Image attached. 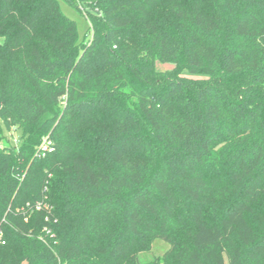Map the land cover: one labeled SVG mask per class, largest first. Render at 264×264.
Here are the masks:
<instances>
[{"label":"trees","instance_id":"16d2710c","mask_svg":"<svg viewBox=\"0 0 264 264\" xmlns=\"http://www.w3.org/2000/svg\"><path fill=\"white\" fill-rule=\"evenodd\" d=\"M156 240L150 264H264V0H0V264Z\"/></svg>","mask_w":264,"mask_h":264},{"label":"rangeland","instance_id":"374dc122","mask_svg":"<svg viewBox=\"0 0 264 264\" xmlns=\"http://www.w3.org/2000/svg\"><path fill=\"white\" fill-rule=\"evenodd\" d=\"M63 13L70 19L76 22L79 32V41L82 43L85 40L86 34L89 31L90 24L87 18L78 10L74 9L65 2H60ZM174 69L171 63L156 62V70L158 72H170ZM6 137L10 138L16 144L21 139V130L4 131ZM12 135V136H11ZM170 250V245L162 240H156L153 243L151 251L142 252L139 254V262L141 264H150L156 259H161Z\"/></svg>","mask_w":264,"mask_h":264},{"label":"built area","instance_id":"2783aa9c","mask_svg":"<svg viewBox=\"0 0 264 264\" xmlns=\"http://www.w3.org/2000/svg\"><path fill=\"white\" fill-rule=\"evenodd\" d=\"M52 141L47 137L43 140L40 149L38 151V156H44L47 152L52 150ZM37 210H41V205L37 206ZM48 220V218L46 219ZM45 230L47 233H50V230L48 227H45Z\"/></svg>","mask_w":264,"mask_h":264}]
</instances>
